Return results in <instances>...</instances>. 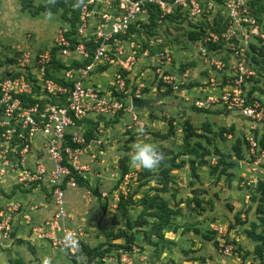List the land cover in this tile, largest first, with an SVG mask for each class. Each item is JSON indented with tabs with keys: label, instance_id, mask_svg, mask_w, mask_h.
Returning a JSON list of instances; mask_svg holds the SVG:
<instances>
[{
	"label": "built area",
	"instance_id": "obj_1",
	"mask_svg": "<svg viewBox=\"0 0 264 264\" xmlns=\"http://www.w3.org/2000/svg\"><path fill=\"white\" fill-rule=\"evenodd\" d=\"M247 1L249 0H226L224 5L228 21L226 31L221 35L210 33L204 38L205 42L210 40L218 42L224 39L230 58L228 62L205 59V62L213 65L217 72L216 76L208 79L206 86L210 88V92L196 97L194 104L204 109L219 106L229 113L241 114L244 118L261 121L264 118L263 103L253 101L247 104L245 90L246 85H254V80L259 77V73L253 69L254 64L247 50L250 49L251 44L264 43V22L252 18ZM215 3V0H88L81 7L80 23L75 34L79 40L75 44V49H71V36L66 37L61 33L56 40L58 59L74 56V59L80 62L89 60L86 66L80 65L60 73L66 81L72 82L69 87L55 80L44 79L45 70L54 56L52 53L44 51L35 56L27 50L18 48L20 55L14 70L0 79V115L10 118L9 122L0 120V127L11 126L2 134L6 143L1 145L3 156L0 159V180L8 176V169L14 168L13 163L17 161L16 166H19L20 172L17 174L18 181L28 184L42 180L51 193L54 211L48 217L46 224H43L45 226H31L32 219L28 213L19 217L24 227L28 225L32 227L30 241L33 243L44 241L53 250H63L70 254H77L80 251L83 232L69 225L66 195L69 189L79 188L73 175L86 177L85 175L92 170L90 164L84 161L91 143L99 145L101 143V140L86 142L84 135L87 130L86 120L87 118L96 120L99 116L110 118L118 112H123L132 114L133 121H139L131 105V99L142 98L144 86L140 83L132 92L121 74L122 69L128 72L134 66L136 48L139 46H135L136 44L131 41L129 48L126 47L127 44L120 36L127 34L131 23L141 16H146L148 4H156L163 14L172 13L175 7L188 6L192 16H202L204 10L212 9ZM94 4L95 8H90ZM97 6L101 8L97 9ZM95 17H98L97 21L93 20ZM150 46L157 48L161 46L157 53V72L160 73L162 69L172 64V54L159 36L150 41ZM199 50L203 54L206 53L202 45ZM144 54H148V50H145ZM105 66L118 67L114 78L115 91L125 95L122 101L111 100L109 94L101 95L103 91L87 85L92 72ZM224 69L226 70L223 71ZM224 75L228 78L225 79ZM174 76L165 78L169 84L174 83L176 90L180 80ZM182 76L183 79L188 77V71ZM126 78L128 79V74ZM36 86L40 87L39 92L42 94L40 97L35 93ZM65 95V104L48 101L54 96L59 100ZM21 96H32L40 102H48L43 105L39 102L23 105ZM255 127L256 122L251 128ZM98 132L104 134L102 128ZM15 138L18 142L13 143ZM38 139L41 140L42 147H37ZM248 140L250 157L252 156L254 160L249 163V172L252 175H244L247 177V182H241L242 186L254 183V174L264 175L261 167L264 150L256 151L258 144L253 136ZM40 151L45 156L37 159L33 156V168H30L28 155ZM11 152L13 158H8L7 155ZM212 162L214 164L215 160L212 159ZM137 176V173L130 172L119 178L122 181L116 192L111 195V208L117 209L120 196L128 194V185L130 182L136 183ZM108 196L107 192L101 193L103 201ZM19 209V203L10 202L0 205V234L4 240H10V234L14 230L11 227H14L13 223L17 221ZM209 229L216 234L220 253L228 257L234 250V245L228 242L232 233L229 224L215 221L210 224ZM66 237L72 238L74 246L66 243ZM134 258V254L120 251V256L114 257V261L117 260L119 264H137ZM103 261L107 263L108 259L104 258Z\"/></svg>",
	"mask_w": 264,
	"mask_h": 264
},
{
	"label": "rangeland",
	"instance_id": "obj_2",
	"mask_svg": "<svg viewBox=\"0 0 264 264\" xmlns=\"http://www.w3.org/2000/svg\"><path fill=\"white\" fill-rule=\"evenodd\" d=\"M34 2L36 5H39L49 2V0H34ZM261 2L264 5V0H261ZM70 16L71 15L69 14L68 18H70ZM262 17L264 18V13ZM93 20L97 21L98 17L93 18ZM190 20L191 21L186 20L183 25H180L179 28H176L173 23H163L159 27L158 33L154 36L149 34L146 28L142 27L140 32H138V34L136 35V38L131 40L134 41V43L136 44L135 46H139V48H136V62L132 69L128 71L129 73L122 69L121 74L122 77L125 78V81L127 82L128 87L131 88L132 92L137 89L135 83L138 80H140V82H144L146 86L144 88H148L150 91L152 90V87H158V84H160L161 81H163L164 83L166 82V84H169L166 81L167 79L165 77L174 75L177 76L178 80L182 81L181 84L191 83L196 79H199L202 82H206L205 84L207 85L209 79V77L207 76L209 75L205 76L204 74L208 72V69L205 68L203 60L200 59V55L198 53V44L189 42L187 40V37L185 36V32L190 30L191 28L189 22L194 23L196 21L194 19ZM198 23L199 22H197V24ZM191 26L194 25L192 24ZM69 28H71L70 24L68 23V21H66V19L62 18L61 11H59V13L57 14H52L50 18H48V15L45 14L33 17L28 12H25L23 10L21 2L19 0H0V78L9 75V70H14L13 68L17 63L15 56L20 54V51H15L16 46L23 45L22 49L29 48V50H31V52L35 56H38L41 52L44 51H48L54 54L53 51L56 50L57 53L58 48L56 47V40L58 39L61 33L66 36L68 33L64 32V30H68ZM156 36H159L164 40V44L169 47V51L173 55L172 64L170 66H167V69H162L160 73L157 72V65H155V62L153 63L152 61L157 56V53L160 48H154L150 46V40H152V38ZM125 43L127 44L126 47L129 48V44L131 42L125 41ZM145 50H148V54H144ZM223 54H225V62H228L227 56H229V53L225 51L223 52ZM144 59L147 60L148 63H138L140 60ZM74 60V56L66 58V61L68 63ZM186 70L189 71L188 79L187 82H184L182 75L185 73ZM115 71V66L109 68L107 72L103 71L105 74L101 76L106 77L103 83L106 93L101 94H109L111 100L122 101L125 95L115 91L116 81L114 78L117 74ZM103 72L97 71L96 73ZM127 74H130V76L128 75V79L126 78ZM261 76H264V69L261 71ZM201 84L202 83H200V85ZM205 84H202L201 86H204ZM166 88L167 86H163L162 90H166ZM250 88L253 89V94L257 96V100L258 98H260L261 101L264 100L263 81H261L259 86H253L251 84L246 85V91H248ZM175 91L172 96H165L162 98V104L168 105V107L165 109V111H167L166 113L164 111L163 115L165 114L164 116H173L171 118H175L176 120V134L174 136L168 138L165 141H159L158 138H155L151 135L149 136V138H141L136 136L137 138H135L134 142L130 144V150L128 151V153H126L127 151H124L123 144L125 140L129 138V134H126L127 126L131 125L129 122H127L126 124L120 126L119 130L116 132V134L118 133L117 135H108L106 137L101 138L103 144L98 145L97 151L99 152V154L96 155L94 160L101 157L103 159L110 158L109 163L112 164L110 168L113 170L118 168V170L120 171V160L125 155L129 157L131 156L132 147L135 143L148 142L156 146L159 144H164L165 146H169L171 148L180 147L184 134L183 128L186 121H189L195 128L201 129L202 124L206 123L208 120L213 124L214 132L218 133L219 130L222 128L232 129L231 133H225V140H222L219 137L213 140L211 146L213 155L210 157V162L212 161V158L216 161H218L219 158L216 154H214V145H216L217 148H219L220 152L225 156H230L233 159H236L234 157V153L232 152V146L238 138L245 139V135L247 133L246 130L249 127V124L246 122V120L239 114L233 113H222L216 114L214 116H208L204 113L198 114L193 111L191 105V103L196 98L193 96L194 92H191V94L187 93L184 95V91L182 92L178 89H176ZM187 92H189V90ZM156 94H158V92H156ZM37 96L40 97L42 96V94L38 93ZM186 97L189 99H186ZM54 100L56 99H53V101ZM48 101L50 103H53L52 98ZM162 119L163 117H159L156 123V128L154 130H157V132L166 133L167 127H165L166 124L162 121ZM139 120H141V118H139ZM142 120L144 124L146 123V125L147 123H149L147 117H142ZM6 127L7 129H9L11 126ZM134 127L136 128L139 126L137 125ZM107 129L108 128L104 130L107 132ZM120 129L124 130L122 134L119 133V131H122ZM200 132L203 134V131ZM2 134L3 133L0 131V159L3 156V148L1 145H5L6 143ZM255 134L259 141L264 138V124L259 126V129L255 132ZM144 135L146 134H143V136ZM15 141L18 142L17 138L13 139V143ZM202 141L204 142V139H202ZM37 147L40 146L37 145ZM241 148L245 155V159L244 161L237 162L238 166L236 168L229 170L234 174L231 183L228 182L226 177H222L219 182H216V178L210 176L208 167H198L197 172L200 176V180H195L191 177V171L188 164H186L183 169L174 172L177 181L176 183L172 184L171 192H167L165 194V198L170 200L171 205L173 207H175V203H180L179 207L181 210V215L176 217L173 223V227L179 225L180 228L177 232L166 233L168 240L175 242V245L170 247V249H166V251L162 254V257L157 259L155 254H149V252L153 251L154 249L150 250L148 246H146L144 243H141L142 240L139 237L138 244H140L143 248H140L139 245L134 246V252H136L138 255L137 257L134 256V259L136 260V262H138V264H168L171 260L185 264H259V261L255 259L252 255H246L247 251H253L252 242L246 237V230L248 229L249 224H246L244 226L238 225L235 219L236 215L239 212H242L243 221L245 213L247 212L249 207L254 206L250 196L248 195L251 189H247V186L240 185L242 182L241 174H251L249 172L250 153L247 144H241ZM93 155L94 153H91L89 156ZM43 156H45V154H42V157ZM7 157L13 158V153H8ZM27 161L29 167L33 168L34 160L32 154L28 155ZM16 164L17 161L13 163L14 168L8 169V176L5 178L6 180H0V205L4 204L1 200L5 199V196H3L1 192H4L5 190L4 194L9 195L13 187L15 188L16 186L15 181L16 178H18L17 171L19 169V166H16ZM263 166L264 161L261 165L264 170ZM130 167L132 168L133 173H138V170H140L139 167L133 166L131 163ZM253 179L254 183H256L259 179L264 180V175L254 174ZM155 184L156 183L153 182L151 183V186H156ZM136 187L137 183L134 182H130V184L128 185V189L130 192L133 191ZM3 188L4 190H2ZM115 188H117V185L115 186ZM18 189L21 191V193H26V196L33 195V193L30 194L29 192H24V189ZM145 190L146 189L142 188L140 193H138V197L141 196L142 191ZM112 192L109 193L107 200L112 198ZM48 196L49 197H46L48 199L46 207L44 205V201L46 200L36 202L32 197H30V199L25 201V203L28 205V209H25V211L28 214H31V226H45L43 224H46L45 222H47V220L49 219V215L44 214L45 210L49 211L52 208V205L49 204L52 202L51 195ZM6 198L8 197L6 196ZM195 198H200L203 201L201 206L197 205ZM13 202L15 201H12V203ZM16 203H19L21 205L24 204V202ZM111 210L114 211L109 212L108 219H106L107 216L105 218L104 215V226L110 229V231L113 230L114 232H117L120 228L125 227L124 221L121 218L120 213L116 209L111 208ZM33 212H35V214ZM250 212V220H254V209H252ZM138 214L139 209L131 211V216L133 219H135ZM114 219L117 222V224L115 225L112 224ZM215 221L225 222L228 223L230 226L232 224H235L233 228L234 230L231 233V237L228 241L229 243L231 242L234 245L235 253L232 252L228 258L220 253L219 247L215 248L212 242H207L205 239H203L202 235H197L193 231L185 232L186 224L198 227L201 231L206 232L210 224ZM14 225L15 227L16 225H19V227L23 229L21 234L24 236L25 239L26 237L28 239V241L25 240L26 245L17 248L18 251L16 252V256L20 258V261L14 257L16 259L15 261H18L21 264H23V262H25V264H43V261L47 259L49 264H56V262H53L51 258L52 252H59L61 260L63 261L67 259V252L63 250H53L47 242L38 241L33 243L32 241H30L31 239L29 236L31 233L30 230L32 228L30 227V225L24 227L22 221H16ZM94 226V228H96V230L94 231H87L88 227L91 226H86V234H88L87 239L91 241L89 243V246H91V248H94L99 244H104V249L112 246L110 248L113 251L112 253H110V257H117L116 251L122 249L119 246L120 244H124V240L113 241L111 238L105 236L103 232L100 231L103 230L100 225L94 224ZM11 229L13 230L14 227L12 226ZM140 235L141 234L137 236ZM0 242L6 244V240L2 238L1 234ZM43 246L46 247L44 251H42ZM239 247H242L241 253H239L238 251ZM143 249L145 250V254L143 253ZM190 249L194 250V252L186 255L184 253V250L186 251ZM244 256H246L245 261L243 259ZM144 257H146V260L144 259ZM139 258H143L144 261H140ZM190 258H196V261H190ZM203 260H205V262H203ZM6 261L7 254H0V264ZM67 264H70V262L67 261ZM92 264L95 263L92 262ZM112 264L119 263L116 260Z\"/></svg>",
	"mask_w": 264,
	"mask_h": 264
},
{
	"label": "trees",
	"instance_id": "obj_3",
	"mask_svg": "<svg viewBox=\"0 0 264 264\" xmlns=\"http://www.w3.org/2000/svg\"><path fill=\"white\" fill-rule=\"evenodd\" d=\"M21 2V6L25 12H28L31 16L36 17L41 14L48 15L49 13L57 14L59 11H61L62 18L66 19L68 23L70 24V27L67 31L66 37L71 36V49L74 50L75 44L78 43V36H75L76 29L79 26L80 23V13H81V7L85 2L88 0H49V2H46L44 4L36 5L34 0H19ZM165 1H173V0H165ZM215 5L212 9L208 10L205 9L202 16H192L190 8L188 6H179L175 7L173 12L170 14H163L159 6L156 4H148L147 7V14L146 16L139 17L136 21L131 23L129 25V29L126 35L120 36L122 41H130L136 38V35L142 27L146 28L149 34L155 35L158 33L159 27L163 23H173L176 28H179L180 25H183V23L190 19L196 20L194 23L189 22L190 30L185 32V36L187 37V40L191 43H197L198 44V53L200 55V59L203 60L205 64V68L208 69V72L204 75L207 77L216 76V68L213 65H210L209 63L205 62V59H213V60H220L225 61V54L223 52L227 51L226 47V41L224 39L219 40L218 42H214L212 40L205 42L204 38L208 37L210 33H216L218 35H221L223 32L226 31L228 27V21L226 19L227 17V11L225 9V3L226 0H215ZM248 7L250 10V14L253 19L259 22H264L263 13H264V5L261 2V0H249L247 1ZM90 8H95V4L90 6ZM101 6H97V9H100ZM71 15L70 18H68V15ZM203 19V20H202ZM202 20V21H201ZM197 22H199L197 24ZM194 26H191V25ZM184 29V28H183ZM153 39V38H152ZM151 41V40H150ZM134 42V41H133ZM204 47L206 49V53L203 54L199 48ZM91 47V46H90ZM157 48V47H154ZM161 49V46L158 47ZM54 56L52 59V62L50 65L47 66L45 70V76L44 79H51L58 81L60 84H63L65 86H71L72 82L70 80L66 81L61 76V72L63 70L73 69L78 66H86L89 63V60L86 61H79L74 60L70 63L66 61V58L64 59H58L56 57V50L53 51ZM248 56L251 57V60L254 64V70L259 73V77L254 80L255 84L253 86H259L261 81L264 82V76H261V71L264 69V43L259 42L257 44H251L250 49L247 50ZM20 55V54H19ZM173 57V55H172ZM227 61L229 60V56H227ZM17 61V60H16ZM16 66V64H15ZM108 66H105L103 68H100L98 71L103 72L107 69ZM15 68V67H14ZM13 68V69H14ZM54 70V71H52ZM224 69L223 71H225ZM184 71V70H183ZM188 71V70H186ZM189 72V71H188ZM93 73V72H92ZM60 74V77H59ZM223 74V73H222ZM225 76V75H224ZM6 77V76H5ZM3 77V78H5ZM227 76L224 78L226 79ZM0 78V79H3ZM61 78V79H60ZM228 78V77H227ZM188 77L183 79L184 82H187ZM203 79V78H202ZM230 79V78H229ZM176 83V82H175ZM182 81L179 83L178 90L179 91H188L192 90L194 87H200V81H193L191 83L187 84H181ZM163 86H167L166 90L164 92H161V88ZM174 83L173 84H166L163 81L158 84V96L165 97V96H172L174 93ZM35 93L36 95L39 92L40 87H35ZM149 89L145 88L144 93H148ZM246 102L247 104L253 103V101H259L256 99V95L253 94V89H249L246 91ZM248 92V94H247ZM106 93V92H102ZM178 93V92H177ZM102 95V94H101ZM104 95V94H103ZM127 97V96H126ZM177 97V96H176ZM23 105H32L36 102H39L41 105L45 103L40 102L37 98H33L32 96L26 97L21 96ZM53 99H56L53 101ZM53 103H59V104H65L66 102V95L65 97H61V99H57L55 96L52 97ZM51 101V102H52ZM260 103H263L264 100L259 101ZM193 111H195L198 114L204 113L205 115H216V114H229V112L222 107L217 106L216 108H198L195 106L194 101L191 103ZM135 111H141L135 109ZM149 115V121L153 122L155 120L159 119L158 110L155 111H148ZM236 114V113H235ZM123 115V112H118L117 115L114 117H105V116H99L97 117V120L94 121V119L87 118L86 123L89 125L88 129L85 132V139L87 143H90L95 138L101 136L98 132L100 128L106 129V128H113L115 124H117L120 120V116ZM242 116L241 114H239ZM102 117V118H100ZM173 116H163L162 121L165 122L167 125V132L161 133V132H154V130H150L148 127H145V129H139L137 130V134L143 135V134H150L155 138H158L159 141H165L168 138L174 136L176 134V120L175 118H171ZM244 118V116H242ZM246 122L249 124L248 129L246 130L245 139L238 138L237 141L232 146V152L234 153V157L236 159H233L230 156H225L222 154L217 148L216 145H214L215 152L219 158L218 161L215 159V163L210 162V157L213 155V152L211 150L212 142L215 140V138H221L222 140H225L224 135L225 133H231L232 129L222 128L219 130V132H214L213 124L208 120L206 123L202 124L201 129L195 128L189 121L185 122L184 128H183V139L182 144L180 147L171 148L169 146H165L164 144L157 145V149L159 151H162L164 153V161L156 168L151 170H146L143 168H140L137 173V187L133 191H129L126 196L121 195L118 205H117V211L120 213L121 218L124 221V228H120L117 232H114L111 230L110 232H106L104 230H100L103 232V234L109 238H111L113 241L116 240H124V244H120L119 247L122 249H119L116 251L117 257L120 256V251L126 252L128 254H136L134 252V246L139 245L140 248H143L140 244H138V238L140 237L142 242L148 248L154 249L153 251H150L149 254H155L156 258L159 259L162 257V254L166 251V249H170V247L175 245V242L168 240V237L166 236L167 232H177L180 228L179 225L173 227V223L176 219V217L181 215L180 210V203H175V207L171 205V202L169 199L165 198V194L167 192H171L172 184L176 183L177 178L174 175V172L183 169L186 164L189 165L190 171H191V177L195 180H200V176L197 172L198 167H208L210 176H213L216 178V182H219L222 177H226L228 182H232V179L234 177V174L230 172V169H234L238 166L239 161H244L245 155L243 153V150L241 148V144H247L248 149L250 148V142L248 140L249 137L253 136L255 141L257 142V152L264 150V138H262L260 141L257 139L255 132L258 131L259 126L264 124V118L261 121L257 120H251L249 118H244ZM253 121V122H252ZM256 122V127L251 128L252 124ZM6 128L0 127V131L3 133L6 131ZM135 131L134 128L131 130H127L126 134H129V138H127L123 144L124 151L130 150V144L134 142L135 140ZM203 131V134L200 132ZM249 135V136H248ZM212 136V137H211ZM69 138V136H67ZM204 139V142L202 141ZM74 146V145H73ZM125 153V154H126ZM231 155V154H228ZM213 159V158H212ZM254 158L250 157V162ZM264 167V166H263ZM20 173L19 171H17ZM120 176H124L130 172H132V168L130 167V157L125 155L120 160ZM75 180L77 181L79 187H85L87 189L90 188L88 180L79 175H73ZM241 181L247 182V177L241 174ZM6 180V179H4ZM122 180H119L117 184H120ZM155 182L156 186H151V183ZM15 188L10 191V194H4L6 199H17L21 191L18 189H24V192H33L34 189H38L44 191L45 196L49 197L48 195H51L49 189L44 185L42 180H36L34 182L26 184V182H20L18 181V178H16L15 181ZM247 186V189H251L249 192V196L251 198V201L254 206H250L247 212L245 213V216L242 221V212H239L235 219L236 223L238 225H246L249 224L248 229L246 230V237L251 240L253 245V251H247L246 255H252L255 259L259 261V264H264V180L259 179L256 183H252L250 185H244ZM255 188H254V187ZM253 187V188H252ZM146 189L145 191H142V195L138 197V193H140L141 189ZM23 193V192H22ZM67 198V197H66ZM52 201V196H51ZM195 201L198 206H201L203 201L200 198H195ZM17 201L13 202L16 203ZM53 210V201L51 202ZM28 207V205H21L20 209L17 214V221L19 220V217L26 214L27 212L25 209ZM106 205L103 207V212L106 210ZM139 209V214L136 216L135 219L131 216V211ZM254 209V215L255 219L250 220L249 213L250 211ZM35 214V212H33ZM31 215V214H30ZM52 215V214H51ZM50 215V216H51ZM49 216V217H50ZM247 216V217H246ZM15 224V222L13 223ZM113 225L117 224L116 220L114 219L112 222ZM235 224H232L230 227V230H234ZM19 226L15 227L14 230L10 234V239L16 237V233L19 230ZM182 228V227H181ZM194 232L197 235H202L203 239H205L207 242H212L215 248H218V242L216 241V234L215 232L211 231L209 228L206 232H203L200 230V228L187 225L185 226V232ZM141 234L140 236H137ZM9 241V240H6ZM236 243V242H234ZM82 246L80 251L77 254H70L67 253L69 259H71L74 263L79 262L78 264H106L103 259L106 258L113 250H111L110 246L109 248L104 249V244H99L98 246L91 248L88 245L84 244L83 241L81 242ZM242 247H239L238 251L241 253ZM235 250V247H234ZM233 252L235 253V251ZM143 253H145V250L143 249ZM194 252V250H184V253L188 255L189 253ZM138 256V255H137ZM196 258H190V261H196ZM244 261L246 259V256H244ZM205 262V260H203ZM138 264V262H136ZM14 264V263H13ZM15 264H19L17 261ZM168 264H184L181 262H176L171 260Z\"/></svg>",
	"mask_w": 264,
	"mask_h": 264
},
{
	"label": "crops",
	"instance_id": "obj_4",
	"mask_svg": "<svg viewBox=\"0 0 264 264\" xmlns=\"http://www.w3.org/2000/svg\"><path fill=\"white\" fill-rule=\"evenodd\" d=\"M22 46L23 45L16 46L17 49L15 48V51H19L18 48H20L21 50H27V51L31 52V50H29V48L28 49L27 48L22 49ZM24 47H25V45H24ZM18 57H19V54L15 56L16 60ZM152 61H153V63L155 62V65L158 66L157 56ZM144 62L148 63V61L145 59L140 60L138 63L143 64ZM107 68L108 69L105 70L104 72H107L109 70V68H111V67H107ZM117 69H118V67L116 66V71H117ZM166 69H167V67H166ZM97 71H95L91 74V76L89 77L90 81L88 79L89 82L87 81V84L89 86H93V87L97 88L100 91L105 92L103 83H104V80L106 77L101 76V75H104L105 73L104 72L103 73H96ZM128 75L130 76V74H128ZM138 81L135 83V85H139L141 83L144 87H146L144 82H140V80H138ZM195 81H200V80L196 79ZM205 81H206V79H205ZM200 82L202 84L206 83V82H202V81H200ZM110 84H111V82H110ZM205 85L200 86V87H196V88L194 87L192 90H189L190 93L187 91H184V95L187 93L191 94V92H194L193 93L194 97L204 96L210 92V88L208 86H205ZM150 88H151V86H150ZM162 89H163V87L159 91L164 92L165 90H162ZM156 92H158V87H152V90H150L148 93H144L142 98H146V97L159 98L160 102L158 103V106H160V110H158L159 111L158 115H159V117H163L165 115V114L163 115V113H164L165 109L168 107V105L162 104L163 103L162 97L158 96V94H156ZM186 99H189V98L186 97ZM166 111H165V113H166ZM135 113L138 115V118H141V120H142V117H147V119L149 120V115H148V112L146 110H141L139 112L135 111ZM168 116L169 115H167V117ZM208 116H210V115H208ZM212 116H214V115H212ZM96 120H94V121H96ZM141 120H139L138 122H135V121H133L132 114L123 113V115L120 116L119 122L117 124H115L113 126V128L107 129V132L102 128L104 130V134H100L101 136L95 138L94 140H101L100 145H102L103 141L101 138L106 137L108 135L109 136L110 135H117L118 133L116 134V132L119 130L120 126L126 124L127 122H129L131 125L127 126L126 131L128 129L131 130L132 128H134L135 132L134 131L133 132L136 134L135 138H137L136 136L141 137V138H144V137L149 138L150 134H146L144 136L139 135V134H137V132H138L137 130H139V129L144 130L145 127H147V126L149 127V129L151 127V129L154 130L156 128L157 120H155L153 122L149 121V123H147V125H146V123L145 124L143 123V120L142 121ZM133 125L134 126L138 125L140 128L139 127L135 128ZM86 127H87V129L89 127V125L87 123H86ZM165 127H167V125ZM120 130H122V129H120ZM123 131L124 130L119 131V133L122 134ZM156 131L157 130H154V132H156ZM162 133H165V132H162ZM40 141L41 140L38 139V142L36 143L38 146H41ZM98 145L99 144L92 142L91 147L89 148V150L86 152V155L84 156V161L89 163L91 166V169H92L90 173L85 175L86 176L85 178L89 182L90 188L87 189L85 187H79L78 189H75V190L69 189L67 191V195H66V197H67L66 198L67 199V210L69 213V225L74 227V228H77L83 232L82 241L84 244H86L88 246H89V243L91 241L87 239L88 234H86V229H87L86 226H91V227H88L87 231L88 230H93V231L96 230V228H94L95 227L94 224H97V225H100L104 231L110 232V229H108L107 227L104 226L105 223H104L103 219H104V215H105V218L107 216L106 219H108L109 212L114 211V210H111V208H110V203H111L110 199H112V198H110L109 200H107V198H106V200L103 201V199L101 197V193L102 192L110 193L112 191H113L112 193L116 192L117 188H115V186L117 185V187H118L119 184H117V183H118L119 178L121 177L119 174L118 168H116L115 170L110 168L112 166V164L109 163L110 158L103 159L101 157V158H97L96 160H94L96 155L99 154V152L97 151ZM110 147H112V146H110ZM96 151H97V153H96ZM91 153L92 154L94 153V155L89 156ZM42 154H43L42 151H40V152H37V154H33V156L37 159V158H40L42 156ZM102 156H104V155H102ZM114 180H115V182H114ZM39 189L40 188L34 189L33 192H30V194L33 193V195H29V196H26V193H20L19 196L17 197L18 200L17 199L16 200L15 199H12V200L6 199V197H5V199H2L1 201L3 203H10L12 201L24 202V205H27L25 203V201H27L28 199H30V197H32L36 202H41L42 200L43 201L46 200V201H44V205L46 207V203H47L48 199L46 198L44 191L39 190ZM1 194L3 196H5L2 192H1ZM21 198H22V200H21ZM49 204H51V203H49ZM104 205H106V208H107L105 210V212H103ZM26 209H28V208H26ZM52 210H53V207L49 211L45 210L44 214L50 216L52 214ZM18 226L19 225H17V227ZM18 231H19V234H18ZM18 231L16 233V237L10 239L9 241H6L5 242L6 244L0 242V254H7V261L3 262L2 264H13V263L15 264L17 262V261H15L16 259L20 261V258L18 256H16V252L18 251L17 248L18 247L20 248L21 246L26 245L25 240L28 241V239H27V237L25 239L24 236L21 234L23 231L22 228H19ZM117 241H119V240H117ZM89 247H91V246H89ZM45 248L46 247L43 246L42 251H44ZM49 255H50V253H49ZM110 255L111 254H109L106 257L108 259V262L106 264L114 263V257L113 256L110 257ZM51 258H52L53 262H56V264H65V263L67 264V261H69L70 264H78L79 263V262L74 263L71 259H69L68 255H67V259H65L64 261L61 260V256H60L59 252H52ZM139 259H140V261H144V259L146 260V257H144V259L143 258H139ZM19 264H21V263L19 262ZM23 264H25V262H23Z\"/></svg>",
	"mask_w": 264,
	"mask_h": 264
},
{
	"label": "clouds",
	"instance_id": "obj_5",
	"mask_svg": "<svg viewBox=\"0 0 264 264\" xmlns=\"http://www.w3.org/2000/svg\"><path fill=\"white\" fill-rule=\"evenodd\" d=\"M51 14H48L50 18ZM164 161V153L159 151L156 145L148 142L135 143L132 147L130 163L133 166L143 168L146 170H151L158 167ZM66 243L69 246H74L72 244V238L66 237ZM136 253V252H135ZM137 257V253L134 254ZM43 264H49L48 260L45 259Z\"/></svg>",
	"mask_w": 264,
	"mask_h": 264
},
{
	"label": "water",
	"instance_id": "obj_6",
	"mask_svg": "<svg viewBox=\"0 0 264 264\" xmlns=\"http://www.w3.org/2000/svg\"><path fill=\"white\" fill-rule=\"evenodd\" d=\"M159 102H160L159 98H150V97L131 99L132 107L137 110H148V111L160 110V106H158ZM0 120L9 122L10 118L4 115H0Z\"/></svg>",
	"mask_w": 264,
	"mask_h": 264
}]
</instances>
